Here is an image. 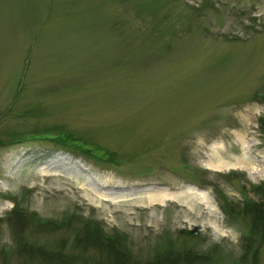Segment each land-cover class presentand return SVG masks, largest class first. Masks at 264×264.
I'll list each match as a JSON object with an SVG mask.
<instances>
[{
    "label": "rangeland",
    "instance_id": "rangeland-1",
    "mask_svg": "<svg viewBox=\"0 0 264 264\" xmlns=\"http://www.w3.org/2000/svg\"><path fill=\"white\" fill-rule=\"evenodd\" d=\"M32 131L0 146V264H32L16 235L71 251L81 225L141 261L242 264L228 209L264 200V0H0V137ZM15 204L51 226L5 221Z\"/></svg>",
    "mask_w": 264,
    "mask_h": 264
},
{
    "label": "trees",
    "instance_id": "trees-1",
    "mask_svg": "<svg viewBox=\"0 0 264 264\" xmlns=\"http://www.w3.org/2000/svg\"><path fill=\"white\" fill-rule=\"evenodd\" d=\"M53 128H48L51 130ZM37 136H42L40 132H17L12 134H7L6 137H0V146L4 144L11 145L16 143H22L30 139H35ZM50 138V137H49ZM75 138L72 137H57L52 139L57 143H61L68 147V151L80 152L81 154L87 156L89 154V149L83 144L73 141ZM75 145V146H73ZM115 156V157H114ZM112 161L118 160V155L114 153ZM88 157V156H87ZM263 187H256L253 190L262 193ZM264 197V196H263ZM13 200V198H11ZM229 207V203L225 205ZM229 215L236 214L247 217L248 221V235L242 239V251L243 256L240 261L242 264L248 260L250 264H257L259 262V253L262 243L264 241V200L259 201H247L244 203L243 207L234 213V209H228ZM6 218V219H5ZM5 221L11 220L12 218L16 221L25 223H32L40 228H48L51 226L49 222L38 223L35 221L34 217L27 214L21 210L18 204L14 205L12 211L5 217ZM32 219V220H31ZM3 221V219H0ZM64 226H69V221L63 224ZM118 234L115 237L106 236L101 229L95 228L91 229L87 225L82 226L81 229L77 228V232L74 235L73 241L71 243V251H66L67 239H60L52 248V246L38 245L35 243H30L27 237L24 235H16L17 247H12L11 249L16 252L18 259L23 261H30L32 264H205L203 261L206 260L205 255L198 254L197 252L182 247L179 250L173 246H166L163 249L155 250L153 257L146 261L137 260L133 257V254H129L126 247L119 240ZM190 237L192 234H188ZM188 237V236H187ZM94 245L97 250H99L102 258L90 259L92 257H83V252L87 249V245ZM78 249L82 251L79 252ZM73 250L78 253L75 254ZM11 253L0 248V258L4 261L7 260ZM82 254V255H79ZM145 262V263H143Z\"/></svg>",
    "mask_w": 264,
    "mask_h": 264
},
{
    "label": "bare ground",
    "instance_id": "bare-ground-1",
    "mask_svg": "<svg viewBox=\"0 0 264 264\" xmlns=\"http://www.w3.org/2000/svg\"><path fill=\"white\" fill-rule=\"evenodd\" d=\"M56 155L59 156L60 154H56ZM49 166H51V168H57L59 167V163L56 162L50 163ZM99 197L102 199H107V195L100 194Z\"/></svg>",
    "mask_w": 264,
    "mask_h": 264
}]
</instances>
